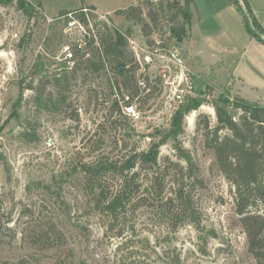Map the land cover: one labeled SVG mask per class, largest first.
<instances>
[{
	"label": "rangeland",
	"instance_id": "obj_1",
	"mask_svg": "<svg viewBox=\"0 0 264 264\" xmlns=\"http://www.w3.org/2000/svg\"><path fill=\"white\" fill-rule=\"evenodd\" d=\"M4 1L0 2V79L5 76L0 85V264H16L29 252L18 232L30 216L56 220L70 235L68 245L79 248L88 263L254 264L232 186L204 145L206 124L210 129L217 125L215 110L222 99L240 96L264 106V42L258 43L241 21L224 12L227 5H235L245 22L238 1L189 0L192 26L186 24L181 39L172 28L184 21L179 13V6L186 8L184 0L179 6L178 0H165L155 20L145 16L141 22L116 13L134 0H42L39 6L35 0H24V9L16 0ZM242 2L264 29V0ZM157 6L143 5V12ZM61 10L71 12L59 16ZM82 15L87 25L80 21ZM115 31L127 39L137 93L122 84L108 61L100 72L67 73V83L54 85L55 78L76 61L65 47L73 50L77 44L81 51L88 50L87 57L102 40L110 42ZM245 31L256 44L249 43ZM203 75L208 84L200 87ZM186 77L190 89L183 81ZM29 84L33 88H26ZM176 89L183 90L181 101L174 96ZM191 97H199L201 103L184 116L182 131L174 138L169 134L172 116ZM127 101L135 117L126 110ZM228 113H234L232 106ZM75 114L78 120L70 117ZM176 141L197 167L187 190L198 227L186 223L171 229L159 205L181 174L173 162L185 166L175 156ZM134 150L148 152V158L157 155V163L144 165L137 182L149 184V178L157 175L164 190L145 194L144 205H128L124 234L117 237L113 231L105 233L93 209L94 188L80 164L101 156L121 164ZM117 178L107 173L98 182L111 191ZM39 254L35 257L46 260Z\"/></svg>",
	"mask_w": 264,
	"mask_h": 264
},
{
	"label": "trees",
	"instance_id": "obj_2",
	"mask_svg": "<svg viewBox=\"0 0 264 264\" xmlns=\"http://www.w3.org/2000/svg\"><path fill=\"white\" fill-rule=\"evenodd\" d=\"M2 1L4 0H0V2ZM164 1L154 4L150 0H135V4L125 9L116 10V13L140 22L144 20L145 16L149 20H155L159 10L163 9ZM12 2L13 0H5L3 4H11ZM16 3L19 9L25 8L24 0H16ZM34 3L35 6H39L41 0H35ZM184 3L186 8L179 6L178 0L179 13L183 16L184 21L180 25H177L179 23L177 22V27L173 26L172 28L173 31H179L178 39L186 34L185 27L186 24H190L192 16L190 1L184 0ZM146 4L158 6L156 9L151 8L144 13L143 5ZM87 8L94 9L93 6ZM29 9L33 10L32 6ZM70 12V10H61L59 16L67 15ZM81 17L80 21L87 25L86 18L83 15ZM252 20L255 27L264 33V29L253 17ZM244 25L253 34L247 25L246 18ZM145 34L147 35L149 32ZM257 39L262 43L264 42L259 37ZM90 44L88 42V48ZM72 49V59L76 61L69 71H65L66 73L55 78V86L61 87L63 83H67L69 79L67 73L76 76L83 69L100 72L105 68V63L108 61L113 63V68L118 70L117 73L122 77V84L131 92L137 93L138 87L133 83L135 81L133 66L130 65L133 59L127 50V39L123 33L115 31L110 42L106 43L102 40L97 47L90 49L91 51L94 49V52L87 57V49L81 51L77 44H73ZM128 64L129 66H127ZM202 77L204 79L200 80V87L208 84L207 76L203 75ZM26 88L33 87L29 84ZM129 103L127 101L126 105ZM200 103L199 97H191L188 102L177 108L172 116L170 135L175 138L181 133L184 116L191 110L198 108ZM228 106H232L234 109L232 116L228 113ZM117 109L120 113L119 107ZM215 113L217 125L210 129L209 125L206 124L204 145L212 150L219 170L232 186L235 211L240 216L239 220L246 235L247 248L254 264H264V106L249 102L240 96L232 100L224 98L216 106ZM70 117L79 119L77 114ZM112 121H114L112 125H115L118 120ZM211 132L213 133L209 138ZM173 147L176 158L182 160L185 166H181L179 162H173L176 171L181 172V174L172 181L171 186L175 184L174 188H169L170 194L163 196L159 205L166 213L171 229L186 223L198 227L199 217L193 209L187 190V186L192 183L187 181L191 178L194 179L197 167L189 151L183 148L179 141L174 142ZM147 155H149L148 152H136L134 150L125 156L126 158L121 164L117 163L118 160L108 159L105 156L80 164L81 173L88 178L87 180L91 182V186L94 188L93 209L96 215H99L106 234L113 231V236H122L125 231L124 220L126 219L127 206L144 205L142 201L145 199V194L149 195L152 191L162 192L164 190L163 184L160 185L157 182V175H155L157 172H154L153 178H149V184L144 185L137 182L141 169L145 167L144 165L157 163V155L149 158ZM133 169L136 170L131 171ZM107 173H114L118 177V184L111 191L106 190L98 182L100 177ZM18 233L21 237L22 246L26 245L29 252L27 251L17 258L16 264H99L97 260L88 263L83 258L79 248H76L75 245H68L70 235L51 217L30 216ZM38 252L44 257L42 259L46 258V260L35 257ZM2 264H9V262L4 261Z\"/></svg>",
	"mask_w": 264,
	"mask_h": 264
},
{
	"label": "crops",
	"instance_id": "obj_3",
	"mask_svg": "<svg viewBox=\"0 0 264 264\" xmlns=\"http://www.w3.org/2000/svg\"><path fill=\"white\" fill-rule=\"evenodd\" d=\"M41 1H42V0H41ZM134 1H135V0H134ZM133 4H135V2H134ZM42 6H43V5H42ZM93 7H94V6H93ZM226 8H227V9L224 11V12L227 13L226 15H227L228 17H231V18H233V19H236V20H238V21H241V24H242V26H243V28H244V20H243V17L241 16V18H240L236 6H235V5L232 6V4H230V5H227ZM94 9L96 10V12L100 13V12L97 10L96 7H94ZM217 11H218V9H217ZM224 12H223V13H224ZM216 13H218V12H216ZM223 13L221 14V16H223ZM192 15H194V10H193V9H192ZM191 19H192V17H191ZM238 21H237V22H238ZM260 25L262 26L261 23H260ZM191 26H192V22H190V27H189V28H191ZM262 27H263V26H262ZM244 33H245V35L248 36V34H247L246 31H245ZM248 37H249V43H255V44L257 43L256 41L254 42V41L252 40V38H250V36H248ZM258 43H261V42L259 41ZM261 45H262V43H261ZM188 47L190 48V45H188ZM261 47L264 49V45L261 46ZM189 48H188V52L190 53L192 50L189 49Z\"/></svg>",
	"mask_w": 264,
	"mask_h": 264
},
{
	"label": "built area",
	"instance_id": "obj_4",
	"mask_svg": "<svg viewBox=\"0 0 264 264\" xmlns=\"http://www.w3.org/2000/svg\"><path fill=\"white\" fill-rule=\"evenodd\" d=\"M154 1H159V0H154ZM64 51L66 52V54L68 55V57L71 59L72 58V51L71 50H69V48L68 47H65L64 48ZM2 78L3 79H0V85H1V83H2V85H3V80L5 81V76H2ZM182 81V80H181ZM183 81H185L186 83H187V88L188 89H190L191 88V81H190V83H189V81H187V77H186V80H183ZM182 89H176V91L174 92V96H175V98L178 100V101H181L182 100V98H183V95L184 94H182ZM125 108H126V110L127 111H129V112H131L132 113V115L135 117V112L133 111V110H131V105H127V106H125Z\"/></svg>",
	"mask_w": 264,
	"mask_h": 264
},
{
	"label": "water",
	"instance_id": "obj_5",
	"mask_svg": "<svg viewBox=\"0 0 264 264\" xmlns=\"http://www.w3.org/2000/svg\"><path fill=\"white\" fill-rule=\"evenodd\" d=\"M237 1L239 3L240 7L243 9V13H244V16L246 18L247 25H248L249 29L253 32V34L255 36L261 38L264 41V33H262L260 30H258L255 27L249 10L245 7V5L242 2V0H237Z\"/></svg>",
	"mask_w": 264,
	"mask_h": 264
}]
</instances>
